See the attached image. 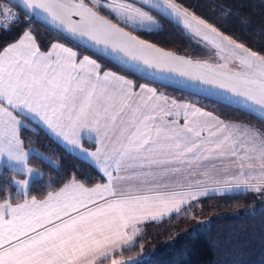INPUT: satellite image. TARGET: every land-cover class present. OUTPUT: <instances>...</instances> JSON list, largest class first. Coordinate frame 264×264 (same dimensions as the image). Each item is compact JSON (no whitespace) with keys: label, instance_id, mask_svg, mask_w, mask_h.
Returning a JSON list of instances; mask_svg holds the SVG:
<instances>
[{"label":"snow or ice","instance_id":"snow-or-ice-1","mask_svg":"<svg viewBox=\"0 0 264 264\" xmlns=\"http://www.w3.org/2000/svg\"><path fill=\"white\" fill-rule=\"evenodd\" d=\"M135 2L140 7L123 0L12 5L46 21L89 55L81 58L79 50L58 42L44 52L31 27L0 44V157L25 177L0 181V264H98L110 248L132 242L125 233L130 226L135 236L137 224L171 218L216 194L206 185L216 181L218 164H239L233 179H243L246 191H264L243 171L258 162L264 184V128L226 121L160 91L173 83L199 89L264 120V50H253L176 0ZM220 12L224 25L231 23V9ZM154 16L181 28L217 62H194L140 39L161 34L163 25ZM18 22L11 7L0 8V32ZM101 61L122 72L105 69ZM137 78L158 86L138 85ZM25 121L45 127L106 182L89 187L88 178L73 175L59 188L49 185L53 190L43 198L29 199L30 179L42 173L28 167L32 150H25L21 138L22 128L30 130ZM86 139L93 148L84 146ZM11 185L22 202H14Z\"/></svg>","mask_w":264,"mask_h":264},{"label":"trees","instance_id":"trees-1","mask_svg":"<svg viewBox=\"0 0 264 264\" xmlns=\"http://www.w3.org/2000/svg\"><path fill=\"white\" fill-rule=\"evenodd\" d=\"M182 6L194 10L199 17L208 22L226 27L229 34H235L238 40L245 42L253 50H264V0H176ZM0 0V8H9L18 13L20 22L11 31L0 32V44L18 39L19 34L31 27L41 50H46L52 42L60 40L75 48L65 36L41 21L34 15H25L24 9ZM229 7L233 13L231 23L224 25L221 7ZM159 18V17H158ZM163 30L160 35L141 34L140 37L165 49L198 58L205 53L195 39L172 23L159 18ZM240 20H247L241 24ZM81 54H88L77 49ZM105 69L122 72L121 69L101 61ZM149 78L139 79L137 83H150ZM168 96L205 107L207 111L224 120L246 121L256 128H264V120L255 114H248L236 107L225 106L224 102L205 97L182 88L169 85L160 88ZM30 130L21 129L24 147L32 146L55 165H50L37 155L29 157L28 164L37 168L42 177L30 181L28 197L43 198L55 185L59 188L75 175L78 179L88 178V186L102 182L100 173L88 162L71 154L51 139L43 130L28 123ZM12 171L0 168V181L13 177ZM18 175V174H16ZM21 176V175H20ZM264 188L263 186H260ZM14 201L21 200L14 187L10 186ZM139 264H264V191L240 190L226 194H213L201 198L183 210L172 214L171 218L147 222L131 244L117 255L132 257L141 255ZM116 255V256H117Z\"/></svg>","mask_w":264,"mask_h":264},{"label":"crops","instance_id":"crops-1","mask_svg":"<svg viewBox=\"0 0 264 264\" xmlns=\"http://www.w3.org/2000/svg\"><path fill=\"white\" fill-rule=\"evenodd\" d=\"M56 42H58V43H61V44H64L65 46H68V47H72V46H70V45H67L65 42H63V41H60V40H56V41H54V42H52V43H56ZM50 46H51V44L49 45V47L46 49V50H42V51H44V52H47V51H49L50 50ZM74 50H77V49H75L74 48ZM80 55H81V58L84 56V55H88V54H81L80 53ZM140 84H145V83H140ZM139 85V84H138ZM148 87H153L152 85H149V84H146ZM169 98H172V99H176L175 97H172V96H168ZM176 100H178L179 102H181V103H192V102H188V101H183V100H180V99H176ZM193 104H195V103H193ZM197 105V104H196ZM198 106V105H197ZM226 121H232V120H226ZM25 123H28L27 121H25ZM32 124H34V125H36L38 128H40L41 130H43L51 139H53L56 143H58L60 146H62L64 149H65V147H64V145L60 142V141H58L57 139H56V137L54 136V135H52L45 127H43L42 125H39V124H37L36 122H31ZM84 146L85 147H89V148H93L94 146L92 145V143L89 141V140H84ZM66 150V149H65ZM68 151V150H67ZM68 152H70V151H68ZM71 154H73V155H75V156H77L78 157V154L77 153H72V152H70ZM257 166H259V164H257ZM94 167V166H93ZM217 167H218V169H219V174H218V176L216 177V181L215 182H210V183H208L207 185H206V187L208 188V189H216V194H220V193H229V192H235V191H240V190H242L243 188H245L246 187V185H245V183H244V180L243 179H241V180H239V181H237V180H234L233 179V177H237V176H239V174H240V172H241V169H240V166H239V164H230V163H228V164H225L224 166H221V165H217ZM96 168V167H95ZM225 168H226V171H225ZM231 168L232 169H235V168H237V170H235V172H234V174L233 173H231ZM96 170H97V168H96ZM257 171H259V169H257ZM245 174H246V172H245ZM100 175H101V177H102V174L100 173ZM225 181H228V183H225ZM104 182H106V178H102V182H98V183H104ZM249 183H251V184H254V185H259V186H263L264 184H260V181L259 180H253V179H251L250 181H249ZM97 184V183H96ZM95 184H93V185H91V186H94ZM91 186H89V187H91ZM236 188H238V189H236ZM242 188V189H241ZM21 196V195H20ZM29 199L31 198V197H28ZM14 202H22V199L21 200H17V201H14ZM147 222H152V221H147ZM147 222H144V223H142L143 225L145 224V223H147ZM137 225H139V224H137ZM133 229V227L132 226H130L129 228H127L126 230H125V233H126V235L128 236V237H132L131 235H130V231ZM136 236H133L132 238H133V240H134V238H135ZM132 240V241H133ZM120 243H124V241H120ZM131 243H129L128 244V246L130 245ZM127 247V246H126ZM124 248V247H123ZM123 248H121L120 246H119V244H117L116 246H115V249L114 250H112L111 248L108 250V254H107V257L106 258H103V259H100L99 260V262H98V264H104L105 263V261L107 260V259H110V258H112V257H117L116 255L123 249Z\"/></svg>","mask_w":264,"mask_h":264},{"label":"rangeland","instance_id":"rangeland-1","mask_svg":"<svg viewBox=\"0 0 264 264\" xmlns=\"http://www.w3.org/2000/svg\"><path fill=\"white\" fill-rule=\"evenodd\" d=\"M86 2H87V0H86ZM123 2H125V3H132V2H130L128 0H123ZM133 5L135 7H140L139 5H137L135 3H133ZM154 18L162 24V21L157 16H154ZM197 59L204 60V61H208V62H212V63L213 62L214 63L217 62L216 57L214 56V54L213 53H210V52H208L206 50H205V53L202 56L198 57ZM28 129H31V128L28 126ZM24 148H25V150H29V149L32 150L30 156L31 155H37V153H38L39 155H37V156H39V157H46L44 154H42L40 151H38L37 149L33 148L32 146H27V147H24ZM257 164H258V162L256 163V167L253 168V169H249L247 167H245L243 169V171L246 172V175L250 174V175L253 176V180L254 181L255 180H259V171H257V169H259V166H257ZM52 165H55L54 162H52ZM3 166L8 167V165L6 163V159L3 158V157H0V168L3 167ZM28 167H31V168L35 169L37 172L40 173V171L37 168H35V167H33V166L29 165V164H28ZM235 170H237V168H235V169H232L231 168V173L234 174ZM35 177H37V176H33L30 179V181L33 178H35ZM12 178H15V179H24L25 177L23 175L20 176V174H18V175L13 174V177ZM12 186L15 189V185H12ZM236 189H238V188H236ZM242 190H245V188H243ZM142 226H143V224H139V225H136L135 226V227H137L139 229V231L135 234V236H137V235L140 234V232L142 230ZM130 235L133 237V229L130 231ZM143 259H144V257L142 256V254L141 255L132 256V257H123L121 255H117V257H112L110 259H107L104 264H113V261H116L117 264H139Z\"/></svg>","mask_w":264,"mask_h":264},{"label":"water","instance_id":"water-1","mask_svg":"<svg viewBox=\"0 0 264 264\" xmlns=\"http://www.w3.org/2000/svg\"><path fill=\"white\" fill-rule=\"evenodd\" d=\"M128 1H130V2H132V3H135V4H137V5H139L140 6V4L139 3H137V2H135V0H128ZM11 3H13V4H16V0H11ZM19 7V6H18ZM21 8V7H20ZM23 9V8H22ZM35 16V15H34ZM36 17V16H35ZM157 17H159V18H161L160 16H157ZM38 18V17H37ZM39 19V18H38ZM162 19V18H161ZM41 20V19H40ZM165 20V19H164ZM41 21H43V22H45L46 24H48L46 21H44V20H41ZM167 21V20H166ZM114 22V21H113ZM49 26H51L53 29H55V30H57L59 33H60V31L58 30V29H56V28H54L52 25H50V24H48ZM126 31L128 30V29H125ZM62 34V33H61ZM133 35H136L135 33H132ZM139 38L140 39H143V38H141L140 36H139ZM145 40V39H144ZM158 46V45H157ZM158 47H160V46H158ZM163 50H165V51H169V52H173V53H175V54H177V55H180V56H184V57H186V58H189V59H192L194 62L195 61H201V62H203L204 60H200V59H197V58H193V57H190V56H186V55H183V54H180V53H177V52H175V51H171V50H168V49H165V48H163V47H161ZM212 63V62H211ZM214 63V62H213ZM150 79V78H149ZM171 86H174V87H178L176 84H170ZM178 88H180V87H178ZM182 89H185V90H188V91H192V92H194V93H197V94H199V95H202V96H205V97H209L208 96V94L207 93H205L204 91H201V90H199V89H190V88H188V89H186V88H182ZM209 98H212V99H215V100H218V97H215V96H211V97H209ZM219 101V100H218ZM222 102V101H221ZM233 107H235V106H233ZM255 115H258V116H260L259 114H255Z\"/></svg>","mask_w":264,"mask_h":264}]
</instances>
